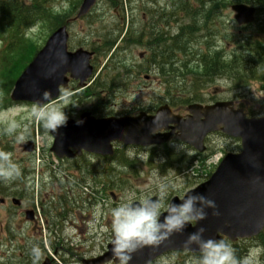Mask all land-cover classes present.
<instances>
[{"label":"rangeland","instance_id":"obj_1","mask_svg":"<svg viewBox=\"0 0 264 264\" xmlns=\"http://www.w3.org/2000/svg\"><path fill=\"white\" fill-rule=\"evenodd\" d=\"M49 4L59 5L61 4L60 0L53 2V0H48ZM179 0H157V2H152L151 4H145L153 11H160L161 13H173L177 8L179 10L176 11V16L180 22L174 24V17L169 18L172 29H170L172 35L177 34V30L179 27L185 25V19L182 20V15L185 9L192 8L196 9L198 4L194 2V0H185V5L180 6L178 3ZM200 2H207V0H198ZM220 5L218 6L217 12L211 16L208 20V29H209V38L204 37L206 35V31L202 28L203 31L195 32L197 35L194 36L191 41L190 50L194 51H203L204 46L209 44V40L211 39L213 42H216V45L221 48V51L229 56L231 59L234 57L235 63L231 65L234 68H238L241 64L244 63L245 54L241 51H237V46L235 42L238 39L246 37L251 39V41H255V32L260 31L259 28L264 23V16L260 15V25L251 26L244 29H238L236 24L233 22L231 11L229 10V6L235 0H220ZM222 3H227L225 6ZM47 6L48 4L45 3ZM139 4L137 0H134L130 11L129 9L124 10L125 16L128 17L130 21L133 19L130 17V14H135L134 17V29L137 30L142 25L140 24V17L136 12V7ZM68 8V7H67ZM64 8L62 10H66ZM154 8V9H153ZM113 9L110 8L106 2L102 1L97 5L95 10L91 13L92 17H89L82 21H76L74 23H70L69 30L71 34L70 42L72 46L78 45L80 42L82 45H89L92 41L97 39L99 32H101L105 27L111 29L116 22H118L117 18L112 15ZM164 16V15H163ZM203 18V14L196 15L195 19L198 20ZM162 21H167L165 17H163ZM188 21V20H187ZM204 20L201 21V24ZM198 24L197 26H201ZM258 26V28H257ZM215 30H218L219 35H214ZM45 30L40 28H36L33 31V35H35V41L37 44H42L44 39ZM194 33V32H193ZM211 35V36H210ZM261 36V35H259ZM260 41L264 43V34L262 37H259ZM150 40V39H148ZM182 42V40H181ZM147 39L143 38L140 45L131 46L127 51L125 47L120 52V58L118 61L121 65L125 64L127 66H133L129 69L135 74L131 77H127V71H120L118 74L114 75L112 78L111 85L109 90L113 91V94L109 98H107L106 102H103L104 107H102L101 103L94 104L99 106L100 114H118L130 112L131 110H146L150 112H154L159 106L163 104V101L166 99L165 90L166 85L159 82L155 79V75L153 71H148L147 73L141 72L140 67H142L143 71L147 69L146 63L144 60L140 61L138 59L139 53H144V55L149 56V49H147ZM250 49V48H249ZM169 56H173L171 52H168ZM186 53L179 55L184 60L190 58V53H188V57H183ZM194 59V57H193ZM102 59L99 58L98 65L102 68ZM116 61V62H118ZM99 68V70H100ZM155 70V69H153ZM177 70V69H174ZM220 76L212 80L210 83H207L203 86L201 90L195 88L184 89L179 85L171 84L169 86V91L171 96L173 97V103L167 101V103L171 105L177 104L179 101L177 96L181 93H193L199 94L201 96L202 102H207L212 98L221 101H232L235 105V108H246L253 116H262L264 115V91L261 90V86L257 83H250V85L243 90H238L234 88L233 77L235 76V72H232L231 69L222 70L220 69ZM101 72V73H100ZM95 74V78L104 72L100 71ZM238 72V70H237ZM180 72H176L178 75ZM104 74V73H103ZM175 74V73H174ZM144 76L151 77L150 81H145ZM111 78V79H112ZM118 90V91H117ZM114 94V92H116ZM107 97L104 94L99 95V99H103ZM7 96L2 93L0 94V101H5ZM101 99V100H102ZM31 107V108H30ZM24 106V105H15L7 112H0V126L4 125V128H8L5 133H2L0 129V138H4L5 142L0 146V153L4 154L3 160H0V163L5 161H10L11 163L16 164L19 169L21 168H43L45 164H51L52 170H57L58 163L53 160L48 153V138L46 135H41L35 132V126L38 124V128L44 127L42 119H47L49 122L55 116L60 115L62 111L65 112V109L69 107V103H64L63 106H52L48 108H44L42 110L35 109L33 106ZM30 108V109H29ZM75 109V108H74ZM35 114V115H34ZM40 120V121H39ZM27 124H32L31 130H27ZM24 126L20 124H24ZM40 125V126H39ZM30 131V133H28ZM33 140L36 145L38 144V151L41 152V155H35L33 158L29 157L27 153H24L20 146L24 144L26 141ZM4 145V146H3ZM47 147L45 148V146ZM206 146L208 147L209 159L203 160H194L192 157L194 156L193 152L188 151L185 147H181L178 145H170V149L174 152V155L181 159L180 163L177 165H173L172 171L168 172V174L162 175L159 169L153 166L150 167L147 161L143 163L136 164V174H134L133 169L124 166L126 169H122L119 165L118 161H115L112 165L108 163L109 168H114L117 173L122 175V182L124 187L116 189V192L113 191L120 201L124 202V197L126 194H134L133 201H138L141 198H154L158 196V186L164 185L168 186L169 192L168 196L163 202L164 207H166V203L172 199L173 197L180 198L189 190H192L200 183L205 182L207 176L210 171L213 170V167L216 165L217 160L224 153H236L239 152L238 143L234 140L225 138L224 136H213L207 142ZM6 148L9 151L3 150ZM120 154L123 153L120 145L116 146ZM159 155L165 152V148H161L158 150ZM207 152V153H208ZM138 152L134 150L130 152L128 155L130 160H134V155ZM119 154V155H120ZM143 159H146L149 155V151H145L139 154ZM173 158V156H172ZM118 160H121L120 156L117 157ZM192 160V161H191ZM163 162L161 159L157 163ZM100 168L104 165L103 162L99 161ZM97 164V165H99ZM39 166V167H38ZM166 171V169H165ZM62 172V171H61ZM98 172V170L96 171ZM100 172H102L100 170ZM105 176V174H104ZM20 178L13 179L9 181V185L15 184L18 190H15L17 194L23 195V191L25 185L22 182L21 175ZM121 177V176H119ZM119 177L116 181L119 180ZM172 186H177L176 190H172ZM6 188V187H4ZM9 190L4 189L3 193H7ZM21 197V196H19ZM163 210V208H162ZM164 211V210H163ZM99 226V222L96 228ZM108 229V228H107ZM109 230V229H108ZM98 231V229H96ZM110 232V231H108ZM264 236V235H263ZM15 237V246L23 245L27 249V240H26V230L19 228L15 225L14 236ZM109 237V236H107ZM22 240V241H21ZM264 240V239H263ZM254 245V244H250ZM239 248L243 246H248L246 242L239 243L237 245ZM18 254V253H17ZM16 254V255H17ZM2 257V253H0V258ZM259 253L254 252L251 259L260 261L258 259ZM1 262V260H0ZM15 264V263H11ZM17 264V263H16ZM158 264H194V259H190L186 254L182 255H169L161 260ZM258 264V263H256ZM260 264H264L263 262Z\"/></svg>","mask_w":264,"mask_h":264},{"label":"water","instance_id":"obj_2","mask_svg":"<svg viewBox=\"0 0 264 264\" xmlns=\"http://www.w3.org/2000/svg\"><path fill=\"white\" fill-rule=\"evenodd\" d=\"M97 0H83L78 16L85 15ZM231 10L239 25L254 20L255 9L245 5H234ZM66 34L60 29L48 41L43 49L21 77L17 80L11 95L13 101L33 102L37 105L54 99L58 87L63 83V75L69 71L73 77L83 80L89 75L90 55L83 51L66 53ZM73 67H72V66ZM230 103H218L211 107L192 106V117L183 120L171 116L166 107L160 108L156 115L148 117L141 113L135 118L105 119L96 121L83 118L80 123H70L64 128L71 129L73 138L60 143L55 135V151L58 157L68 156L71 147L77 152L111 155L110 142L120 141L124 145L148 146L159 144L161 140L152 137L164 126L174 125L179 135L175 138L199 151L202 150V138L212 131H221L241 142L239 154H228L217 167L210 180L200 185L190 194H201L216 202L220 216L212 215V209H206V220L190 225L182 233H174L158 246H146L137 251L131 262L148 264L158 255L176 250L198 253L195 245L186 246L189 234L200 227L205 228L203 236L230 241L251 238L259 233L264 224V118L245 119L241 110H232ZM173 129V130H174ZM70 157V156H69ZM259 176L261 180L256 181ZM188 193V194H189ZM182 202V201H181ZM177 199L171 203H181ZM167 215V213L161 216Z\"/></svg>","mask_w":264,"mask_h":264},{"label":"clouds","instance_id":"obj_3","mask_svg":"<svg viewBox=\"0 0 264 264\" xmlns=\"http://www.w3.org/2000/svg\"><path fill=\"white\" fill-rule=\"evenodd\" d=\"M35 115V114H34ZM68 117L62 111L59 117L49 122L42 119L45 128L56 131L66 124ZM4 154L0 153V160ZM20 176L19 167L5 161L0 163V181H11ZM261 178L256 177L259 182ZM177 186H172L176 190ZM168 186H158L159 199L153 201L141 198L139 203H133L134 194H126L124 202L111 209V239L112 252L116 264H131L133 255L146 246H158L174 233H182L190 224H197L208 217L206 209H212L213 216H220L216 202L201 194H186L179 204L163 202L168 196ZM162 208L167 215H162ZM105 231H109L105 229ZM204 227L189 234L186 246L195 245L199 255L194 264H239L230 244L223 240L205 239ZM38 248L33 246L31 253L38 255ZM244 264H256L255 260Z\"/></svg>","mask_w":264,"mask_h":264},{"label":"trees","instance_id":"obj_4","mask_svg":"<svg viewBox=\"0 0 264 264\" xmlns=\"http://www.w3.org/2000/svg\"><path fill=\"white\" fill-rule=\"evenodd\" d=\"M108 1L116 3V0ZM239 2L245 4H255L258 7V12L264 15V0H239ZM43 4H45V0H28V4L27 0H0V39L4 40L6 44L5 46H7L6 49L4 48L2 50L0 55V94L4 93L7 96L13 82L33 56V49L34 51L36 50L33 43L24 38V33L30 26L40 24L41 19H43L44 15L48 13L47 10L45 11L46 8ZM78 4L79 1H71V5L74 9H76ZM226 4L227 3H223L224 6ZM196 15L197 14L192 13V17H189L192 19V22L195 21ZM204 16L205 14H203V18L204 26H206L208 22V15ZM195 29L197 28L194 25H187V27L182 28L180 33L184 31L186 32V30H188L189 33L186 32L184 37L183 33H179L176 37H174L175 49L172 52V55L177 52L181 54L187 53L186 46L193 38V31L191 30L195 31ZM259 29L261 30L262 36L264 34V23ZM255 34L259 35L257 31ZM117 38L118 37H112L108 38L109 40L104 41L106 46L105 52L106 50L108 52L114 46ZM235 44L245 53L244 63L238 68H234L228 65V62H226L227 60H221L222 69H231L232 72H235V82L239 87H245L251 81L257 82L264 87V44L257 39L252 42L248 38L238 40ZM207 46H209V44ZM154 52L157 54V49ZM217 56L218 55H216V58L214 56L204 58L205 64L202 65V68L207 75H211L213 73L216 63L220 61ZM159 57L162 61L161 67L167 65L173 73L176 71L173 69V63L171 60L173 56H169L168 53H164ZM201 60L203 61V58H201ZM234 63L235 60L232 59L231 65ZM186 65V62H182V66ZM189 101L190 100L183 99L181 104ZM6 102H8L7 99ZM8 103L10 104V102Z\"/></svg>","mask_w":264,"mask_h":264},{"label":"flooded vegetation","instance_id":"obj_5","mask_svg":"<svg viewBox=\"0 0 264 264\" xmlns=\"http://www.w3.org/2000/svg\"><path fill=\"white\" fill-rule=\"evenodd\" d=\"M156 18L158 16V13L155 15ZM142 28H148L151 25L150 21H147L146 18L142 15ZM158 26V22L155 21V27ZM165 26V31L169 33V30L171 29V24L169 22H166L163 24ZM155 79L159 81V78L155 76ZM87 95V93H86ZM213 100V99H212ZM215 102V101H210ZM99 108V106L97 105ZM173 113L179 114L181 116L186 115L184 111H177L173 110ZM140 110H131L130 112H125V113H120V116H136ZM152 112L151 114H153ZM213 136H223L221 133H215L209 135L205 141V147L206 151L200 154H197L195 151L194 156L192 159L198 160L200 157L203 159L207 156V149L208 147L206 146V142ZM177 144V143H176ZM168 145H175V141L172 139L169 140L168 143L162 144L160 147H152V150L155 149H160L163 147H166ZM136 148H124L125 153H129L130 150H135ZM191 150H193L191 148ZM90 157V156H89ZM85 158V157H84ZM94 158V157H90ZM106 161V159H103ZM83 178L87 177L88 182L86 183L89 186L94 187L95 179L93 178L92 174H86L82 173L81 174ZM75 179L78 181L79 175H75ZM28 191V190H27ZM3 199L0 200L2 202L0 204V207H5L9 206V203H12L13 198L12 193L8 191L7 193H4ZM46 201L47 197L39 199L40 206H34L33 203L29 200H27V208L23 209H16L13 207H10L13 209L10 212L15 213V218H17L20 222H24V218L27 212V261L23 262L22 264H81V261L83 260H89L92 259L96 256L97 250L95 247V236L93 235L88 243L86 242L85 238H79V236H72L70 238L64 237H50L49 235H46L45 237L39 236L38 238L33 237L32 233L36 235H40L39 231V223L41 221H44V224L46 226H52L49 221H52V219H55V223H59L62 226L66 227L67 230L71 231L73 229H76L75 226V221H76V216L75 214H72L71 216H68L66 218L62 217L59 213L49 211L46 208ZM29 212V213H28ZM62 231L64 232V228L61 227ZM77 231H82L77 229ZM32 241L34 242L33 245L31 244ZM46 242V243H44ZM33 246L37 247L39 252L38 255L33 256L31 253V249ZM48 254H52L48 255ZM57 262H56V261Z\"/></svg>","mask_w":264,"mask_h":264},{"label":"bare ground","instance_id":"obj_6","mask_svg":"<svg viewBox=\"0 0 264 264\" xmlns=\"http://www.w3.org/2000/svg\"><path fill=\"white\" fill-rule=\"evenodd\" d=\"M152 2H157V0L145 1L146 4H151ZM220 2H221L220 0H207V2H199V14H201L203 12H207L210 16H212L213 14H215L217 12V9H218V6L220 5ZM156 12H160V11H156ZM163 14H164L165 19L167 21H169V18H170V16H172V13H163ZM191 31L194 32V33L192 32L193 37L197 35L194 30H191ZM191 43H192V41L189 42L188 45L186 46L187 47L186 50L189 52H192V50H190ZM154 51H156V48L153 47L150 52L152 54L156 55ZM206 57H212V56H206ZM167 71H169V68L167 69Z\"/></svg>","mask_w":264,"mask_h":264}]
</instances>
